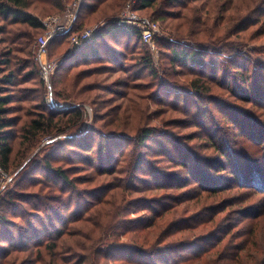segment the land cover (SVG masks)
<instances>
[{
  "label": "rangeland",
  "instance_id": "1",
  "mask_svg": "<svg viewBox=\"0 0 264 264\" xmlns=\"http://www.w3.org/2000/svg\"><path fill=\"white\" fill-rule=\"evenodd\" d=\"M72 1L65 0L66 9ZM184 2L197 7L186 24L160 19L187 15ZM114 4L101 7L84 26L74 22L76 32L97 30L98 38L134 10L157 21L156 49L123 33L98 38L103 60L90 59L69 74V91L78 80L75 97L63 93L60 80L87 51L74 50L68 40L49 46L48 60L55 65L50 92L34 59L46 31L35 35L29 60L18 55L8 70L0 65V79L5 71L16 76L8 91L23 99L12 104L18 109L9 117L17 125L4 134L14 148L10 171L0 173V215L13 225L6 229L16 235L18 228L41 226L44 246L69 252L59 250V264H89L86 249L102 229L110 228L102 249L129 243L126 230L160 222L159 211L165 215L162 247L198 249L217 238L223 243L216 247V264H264V0H160L152 9H140L138 0ZM64 12L42 14L41 21ZM172 49L200 52L206 67L174 64ZM144 58L152 60L151 69ZM49 93L57 107L46 104ZM42 106L63 119L33 137L21 128L42 121ZM77 112L78 124L71 117ZM58 170L69 180L53 177ZM208 185L230 189L205 192ZM7 198L16 200L2 206ZM61 229L66 235L58 239L52 232ZM21 257L17 264H34L35 257Z\"/></svg>",
  "mask_w": 264,
  "mask_h": 264
},
{
  "label": "trees",
  "instance_id": "2",
  "mask_svg": "<svg viewBox=\"0 0 264 264\" xmlns=\"http://www.w3.org/2000/svg\"><path fill=\"white\" fill-rule=\"evenodd\" d=\"M110 1L116 2L117 4L114 5L118 8L124 0H94L91 4L89 3V0H84L75 23L78 24V22H80V26H84L93 14H96L101 7H107ZM159 1L160 0H138L140 5L139 8L152 9ZM174 1L175 0H172V2ZM64 2L65 0H0V24L3 23V25H0V65L4 66L3 68L8 70L13 59H18V55H23L27 58L25 60H29L28 58L32 55V46L37 40L35 35H39L45 31L44 25L41 21L42 14L45 15L53 12H64L67 6ZM40 6H42L40 14L35 15V13L32 12V9L38 10ZM182 8L184 11L188 12L187 15L184 13L180 14V11L175 17L166 15L165 17H160V19L166 20L167 18H177V20H183L186 24L188 22L189 15L197 12V7L193 4L190 5V2H184L181 9ZM83 12L86 14L82 15ZM150 20L157 22L154 19ZM77 33L79 32H76V29L73 27L64 35L55 39L52 42V46H59L63 44L65 40H68V42L71 43L72 37ZM116 33H123L130 40L136 38L141 44H144L139 31L127 26L126 24L120 25L118 22L112 23L107 31H100L98 33V38L101 39L104 35L109 34L114 37ZM98 38L96 37L91 44L83 49V51H87L86 54L82 55L78 60L76 59V62L70 63L67 70L64 69L66 73L60 80V83L64 86L63 93L67 94L68 98L75 97L74 87L78 81H73L71 91H69V89L66 88L69 83L68 79L71 77L69 74H71V72L79 65L86 63L90 59L103 60V57L97 53L100 49V41ZM170 53L172 58L171 60L174 64L181 63L183 65H188L189 63H193V65L197 67H206V63H204L203 59L204 56H202V54L198 51L188 53V51L185 50L178 51L177 49H172ZM144 61L146 69H151L152 60H150V58H146ZM109 63L115 64L114 61ZM239 68L243 69L242 66H239ZM5 73L6 75L0 79V169H2L3 172H9L14 148L10 142V136H5V133L9 130H13L18 121L16 118L9 117L18 109V106L12 104L22 102L23 99H19V97L12 95L11 91H8V86L15 85L16 76L13 73H9V71H5ZM30 74H32V72H30ZM236 74H238L237 71ZM193 86H195L193 88L198 89L197 83ZM79 94H83L82 89H80L76 97ZM252 98V94L248 96V99L252 100ZM24 100H27V98ZM44 109L46 108L42 106V111H44ZM71 117H76L75 120L77 124L81 120L80 112L72 114ZM41 118L42 121L33 120L23 126L21 130L26 131L28 135L37 137L38 134L45 132L49 128L59 127L57 124L60 122V119H63V117L59 118L55 112L51 111H44V114H41ZM69 124L73 126L77 125L71 124V122H69ZM149 135L150 134L148 133L144 136L146 138L144 141L147 140ZM221 157L225 159L229 158L225 152L221 154ZM83 159L87 158L85 157ZM140 163L145 164L144 161H141ZM221 165L223 166V164ZM146 166L149 170H151L148 164H146ZM183 166L186 167L187 164L184 163ZM243 170L245 171V169ZM146 172L147 171H144L143 169L140 171V173H143L144 175L148 174L151 176L150 171ZM189 174L193 176L191 172ZM237 174V169H232L230 175L238 178ZM241 174L244 176V173ZM153 176V179H157L154 174ZM53 177L59 178V180H64L65 182L69 180L66 172L60 170H58ZM245 179L246 177L242 178L241 181H244ZM218 189L229 190L230 187L219 188L208 185L205 192L207 190L217 192L216 190ZM15 197L16 199L19 198L18 196ZM16 199H8L5 203H2V206H7V204L12 205L14 204L12 200ZM155 213L157 218L161 219L160 222H153L149 225H147V222H141L137 226L126 230L124 236L128 237L129 243L119 244L117 242H113L109 248L102 249L104 242L107 240L110 228L105 227L102 229L100 231L101 235L95 238V240H91V246L86 249L88 252V257L86 256L88 259L87 262H89V264H102L103 261L105 262L111 259L113 264H216L217 257H215V255H217L216 252H218L216 247L220 246L223 243V240L216 241L217 238H214V241L210 240L207 243L209 244V247H202L198 249H192L190 245L181 247V245L178 246V244H175L174 246L170 245V247H162L163 243H165L167 239H163L164 234H159V230L162 228V220H164L165 215L159 211ZM18 218H21V216H18ZM10 226L13 225L4 216L0 215V243L5 242L8 245V247H0V264H17L19 259H22V255L35 257L33 260L34 264H59L57 261L58 259H56L58 258L59 250L61 249L66 251V253H69L66 247L60 248L57 245L50 247L44 246L46 235L44 236L43 234L46 231H43L44 229L41 228V226H31L27 229H22V227L18 228V233L16 235L11 232L10 229H6ZM52 233L58 239L63 238L66 235L62 229L54 230ZM119 234L121 235L120 231H118L117 235ZM23 242H26L27 245H22ZM43 249L48 252L47 254L51 255L50 261L45 259V254L41 251ZM72 250H74V248H72ZM198 250H201L200 254H198ZM63 262L64 261H60V264H63ZM81 263L84 264V260Z\"/></svg>",
  "mask_w": 264,
  "mask_h": 264
},
{
  "label": "built area",
  "instance_id": "3",
  "mask_svg": "<svg viewBox=\"0 0 264 264\" xmlns=\"http://www.w3.org/2000/svg\"><path fill=\"white\" fill-rule=\"evenodd\" d=\"M83 1L84 0H73L62 16H56L42 21L46 32L37 40V51L35 52L34 59L40 68L42 81L49 87V92L51 91L50 86L55 67V65L48 60L49 46L55 39L64 35L73 27ZM136 3V1H133L128 5V8L131 9V5L134 6ZM126 14L128 16L126 15L125 18L122 19V24H126L139 31L142 42L154 51L156 49L155 40L160 34L159 25L149 18L142 17L134 10H127ZM96 33L97 30H84L81 33L75 34L71 39L72 48L76 51L84 49L95 40ZM46 104L50 108L58 106L50 93L46 97ZM0 173L2 176L6 175L1 169Z\"/></svg>",
  "mask_w": 264,
  "mask_h": 264
}]
</instances>
